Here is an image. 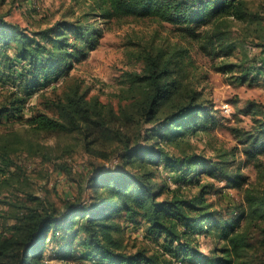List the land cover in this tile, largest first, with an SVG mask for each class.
I'll list each match as a JSON object with an SVG mask.
<instances>
[{
  "label": "trees",
  "instance_id": "1",
  "mask_svg": "<svg viewBox=\"0 0 264 264\" xmlns=\"http://www.w3.org/2000/svg\"><path fill=\"white\" fill-rule=\"evenodd\" d=\"M90 1L92 10L105 19L154 18L168 22L200 41V48L216 57H227L235 48L232 42H226L227 30L222 28L229 19L250 22L260 19L249 9L247 0ZM102 34L101 28L78 18L55 23L30 35L0 15V68L6 66L10 77L24 78L20 87L30 95L67 72L75 60L85 58L99 45ZM137 58L142 60L143 67L140 72L126 73L129 84L122 99L129 101L119 105V111L123 125L133 121L152 124L143 132L145 144L130 143L129 136H122L123 149L119 154L122 165L95 174L89 181V202L69 204L61 213L42 206L41 202L25 207L26 211L14 218L7 232L0 233V264H50L43 253L49 235L55 239L57 232L66 240L64 250L58 251L66 262L77 257L105 264H162L160 254L144 250L128 254L121 250V240L116 235L119 232L116 219L120 217L143 221L147 232L162 237L164 250L182 264H264V188L243 189L244 208L236 218H223L206 198L209 184L200 185L203 175L218 177L237 189L244 187L246 179L231 170L232 161L223 157L224 153L209 161L190 150L189 137L212 128L216 124V110L186 84L189 50L144 49ZM235 66L238 65L223 63L219 68L230 71ZM249 73L243 68L234 79L251 83L255 78H249ZM16 101L12 113L20 111L19 105L24 100ZM56 107L58 118L39 112L28 119L30 125L37 130L63 132L79 129V120H83L87 136L93 133L90 126L105 127L104 105L96 98L86 99L78 86L66 93ZM5 110L0 108V118ZM241 143L251 158L264 155V119L258 122L254 133L242 134ZM168 147L177 148L179 154ZM0 157L2 179L10 164L4 154ZM160 166L174 173L175 188H168L159 172ZM157 180L161 183L156 184ZM190 184H197L199 190L187 197L181 187ZM166 190L170 196L159 200ZM252 227H257L261 234L258 244L251 240ZM80 232L84 236L78 242L83 248L74 256L69 254L70 247ZM198 235L215 240L207 253L198 249L195 238Z\"/></svg>",
  "mask_w": 264,
  "mask_h": 264
},
{
  "label": "rangeland",
  "instance_id": "2",
  "mask_svg": "<svg viewBox=\"0 0 264 264\" xmlns=\"http://www.w3.org/2000/svg\"><path fill=\"white\" fill-rule=\"evenodd\" d=\"M247 2L249 9L260 19L252 22L229 19L222 28L227 30L226 42H232L235 48L227 57H216L201 49L200 41L191 39L168 22L154 18L105 19L92 10L90 0H0L3 19L19 25L30 35L55 23L78 18L103 31L94 50L85 58L75 60L67 72L51 79L33 94L27 95L20 87L24 78L10 77L6 66L0 68V108H6L0 118V156L4 154L10 164L0 179V233L7 232L14 218L25 212L27 206L41 202L42 206L61 213L69 204L89 202V181L95 174L122 165L119 156L123 149L122 136H129L130 143L145 144L143 132L152 124L133 121L123 125L119 105L129 101L122 99L129 84L126 73L140 72L143 67L137 55L144 49L157 48L189 50L191 61L185 71L186 84L195 88L201 99L207 100L216 110V124L189 137L190 150L209 161L224 153L223 157L232 161L231 170L245 177L242 189L227 186L218 177L203 175L200 180V185L209 184L206 198L212 208L223 218H236L245 206L243 189L264 188V155L251 158L241 143L242 134L254 133L258 122L264 119V0ZM13 52L12 49L10 53ZM223 63L238 66L225 71L219 68ZM243 68L250 72L249 78L254 76L253 82L241 83L234 79ZM77 86L86 99L96 98L104 105V128L92 125L93 133L87 136V124L83 120H79V129L63 132L37 130L30 125L28 119L39 112L58 118L56 103ZM16 100L24 101L19 105L20 111L12 113ZM168 148L179 154L177 148ZM159 172L168 188H175L174 173L164 166L159 167ZM156 182L161 183L160 180ZM198 190L197 184L181 187L187 197ZM169 196L166 190L159 200ZM116 222L119 226L116 235L121 240L123 252L130 254L144 250L148 254H160L164 260L162 264H182L164 250L162 237L156 238L147 232L143 221L120 217ZM250 233L251 240L258 244L261 236L258 228H250ZM56 235L55 239L48 237L43 253L45 261L50 264L100 263L77 257L73 260L67 257L66 262L63 255L58 256L59 249L64 250L62 246L66 240L61 232ZM83 236L80 232L69 254L78 256L77 250L83 248L78 241ZM195 238L201 252L207 253L209 246L215 243L210 237L198 235Z\"/></svg>",
  "mask_w": 264,
  "mask_h": 264
}]
</instances>
